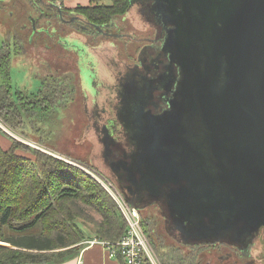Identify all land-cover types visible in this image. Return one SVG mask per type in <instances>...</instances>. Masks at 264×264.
<instances>
[{
	"label": "water",
	"instance_id": "95a60500",
	"mask_svg": "<svg viewBox=\"0 0 264 264\" xmlns=\"http://www.w3.org/2000/svg\"><path fill=\"white\" fill-rule=\"evenodd\" d=\"M138 1L130 0L129 11L137 9ZM149 1L145 7L151 18L157 10V0ZM163 2L165 11L161 13L168 21L165 44L173 43L175 50L160 71L170 67L173 73L160 72L159 112L150 103L151 90L144 89L145 104L139 108L142 134L130 139L137 149L130 157H116L115 162L123 164L120 169L125 177V183L119 187L127 198L125 186L129 190L145 189L147 193L160 188L178 231L198 240L197 216L183 205L184 201L181 203L183 193L188 192L191 197L190 183L194 182L186 180L187 163L175 151L185 141L178 143L177 139L185 136L178 129L185 126L181 117L187 112L189 119L198 118V124L207 129L205 135L212 142L209 153L216 175L229 185L234 196L232 206L237 211L227 231L235 233L241 224L249 229H264V0ZM131 92L130 87L124 93ZM114 97L118 101L117 95ZM187 101L193 108L186 107ZM120 111V116L127 120L124 109ZM99 169L106 178L109 176L103 168ZM197 169L202 172L200 166ZM200 189L197 188L198 194ZM182 205L188 215L183 210L174 211ZM217 210L200 208L196 212L209 218L217 215ZM203 242L206 240L196 243Z\"/></svg>",
	"mask_w": 264,
	"mask_h": 264
},
{
	"label": "flooded vegetation",
	"instance_id": "af4514ba",
	"mask_svg": "<svg viewBox=\"0 0 264 264\" xmlns=\"http://www.w3.org/2000/svg\"><path fill=\"white\" fill-rule=\"evenodd\" d=\"M14 1L19 4L18 11H23L22 14H17L16 22L19 21L18 19L24 21V24L20 25L21 27H17L18 33L16 32L14 35L16 39L20 37L22 39L24 38L26 43H28V49L31 46H37L38 48L40 45H44L47 47L48 52L51 51L58 54V49L61 48L64 51V54L61 55L62 59L65 58V53H68L69 57L76 58L75 61H77L80 53L73 45V42L78 39L77 33L86 35V33H92L96 30V33L100 35L93 45L96 47H104L107 50L108 47L106 45L111 43V39L120 36L118 35L119 32L115 33L112 30V24L97 29L77 14L63 16L61 9L65 7L58 5L57 2L59 0H28L27 3L21 0ZM149 2V0L138 1L136 10L142 20L153 30L154 37H146L143 39L145 42L141 45L137 54L138 56L133 62H128L126 59H121L119 63L111 62L113 65H111L113 68L112 72L116 78V85L120 79L124 84L129 83L127 90L131 87L132 92L120 93L118 87L116 91L119 94H115V85H112V87H110L111 85H107L105 93H100L98 98H94L92 106L85 105L89 118V130L92 129L94 134L93 139L96 143L92 151L95 148L99 150L97 157L100 161L97 159L99 164L96 165V169L99 171V168L102 167L106 173L108 172L109 176L105 178L113 184L112 186L119 193H122L124 199L130 205L137 207L141 213L149 209H156L164 220L167 235L172 240L177 241L179 243L178 245L188 248V251L194 254V258L196 259L195 264H264V229H249L244 224H241L235 233L227 231L226 227L228 225L230 226L232 221L234 222L233 215L237 211L236 207L232 206L234 196L228 188L229 185L227 184V186L225 182L219 180L216 175V168L212 164V157L209 153L212 142L205 135L207 129H204L203 125L200 126L198 124V118L194 120L189 119L187 112L184 118L183 116L181 117V121H184L185 126L180 125L178 129L185 136L177 139L179 140L178 143L182 140L185 141H182L179 149L176 148L175 151L176 153L179 151V155L184 157L182 161H186L187 163L188 171L185 174L186 180L194 182V185L190 183L192 191L191 197H189L188 192L183 193L181 195V203L184 201L183 205L186 204L187 209L190 208L197 216L196 222L199 223L197 231L201 237L199 236L198 240H196V237L182 235L178 231V226L171 219L173 214H171L170 207H166L167 202L160 188H157L152 193H147L145 189L129 190L125 186V192L129 197L127 198L119 187V185L125 183V177L122 175L120 169L123 167V164L120 162L116 163L115 161H118L116 157H124V154L130 157L129 154L131 152L133 154L137 149L136 143L134 141L131 143L130 139L135 134L141 133L142 125L139 123V112L145 104V99H142L144 98L145 91L151 90L150 96L152 97V101L150 103L157 106V111L159 112L158 101L160 96L158 91L162 88H159L160 72L163 74L173 73L170 67H167L164 71H160L161 65H168L169 57H171V53H174L175 50L173 43L169 45L165 44V40L168 38L165 30L168 21L163 19L161 13L165 11L164 2L163 0L159 2L157 0V10H153L156 11L150 16L151 18H149L148 10L145 7ZM50 9L53 11H50ZM32 16H35V18ZM54 21L61 23L62 26L69 24L72 28L76 27L77 30L69 32L62 43V36L56 31L53 24ZM125 34L122 33L121 36ZM52 38L57 40L53 46L49 45V40ZM167 77L169 80V75ZM166 86L168 87L167 83ZM177 93L178 91L176 95ZM84 95L85 100L88 97L85 92ZM114 95H117L118 101L115 100V97L113 98ZM101 96L103 99L99 102ZM172 103L173 101H171V105ZM187 104H189V106H186L187 108H193L191 102L187 101ZM88 107H91V110H88ZM120 109H124L126 112L127 120L120 116ZM158 143L161 144L160 139ZM92 155L93 152L91 157ZM197 166L201 167L202 172L198 171L200 169H197ZM205 168L208 179L204 173ZM198 187H201L200 190L202 192L200 194L197 193ZM189 198L193 200L190 201ZM183 205L177 208L178 210L172 208L175 212L183 210L187 214L188 210ZM216 207L218 208V214L211 216L207 213L210 216L209 218H206L203 213L196 212V209H216ZM218 234L220 236H217ZM226 238L227 240L224 242L211 241L225 240ZM201 240H206V242L196 243ZM254 249H260L261 254L259 256H253L252 250ZM178 263L182 264L180 261Z\"/></svg>",
	"mask_w": 264,
	"mask_h": 264
},
{
	"label": "trees",
	"instance_id": "16d2710c",
	"mask_svg": "<svg viewBox=\"0 0 264 264\" xmlns=\"http://www.w3.org/2000/svg\"><path fill=\"white\" fill-rule=\"evenodd\" d=\"M93 1L89 7L62 8L63 16L77 14L102 28L125 16L131 6L130 0ZM9 32L12 36L0 47V119L13 132L24 133L35 117L57 115L68 79H59L55 70L37 92L16 89L11 61L17 51L28 50V43ZM6 135L0 127L2 139ZM11 142L8 148L0 144V244L9 245H0V264H57L80 253L93 237L115 244L126 235L119 208L93 177L20 141ZM87 209L101 219L93 236L87 235L91 231L84 225ZM118 260L125 264L120 255Z\"/></svg>",
	"mask_w": 264,
	"mask_h": 264
},
{
	"label": "rangeland",
	"instance_id": "374dc122",
	"mask_svg": "<svg viewBox=\"0 0 264 264\" xmlns=\"http://www.w3.org/2000/svg\"><path fill=\"white\" fill-rule=\"evenodd\" d=\"M104 3L110 4L108 0H104ZM53 24L56 31L62 36V43L69 32L77 30L76 27L73 26L74 28H72L69 24L62 26L57 21H54ZM111 24L112 30L115 33L119 32L118 35L120 36L111 39V43L106 45L108 50L104 47L93 45L100 35L96 33V30L92 33H86V35L77 33L78 39L73 42L74 48L80 53L77 61H75L76 58L69 57L68 53H65V58L62 59L61 55L64 54V51L61 48L58 49V55L50 50L48 52L47 47L44 45H40L38 48L37 46H31L26 52L17 51L18 54L11 61V75L16 89L37 92L43 79H49L48 74L52 75L55 70L59 79H68L65 83L68 86L66 85V93L61 96V100L58 103L57 115L52 114L50 116L49 113L41 116V118L35 117L25 126L24 133H21V131L19 133L13 132L0 119V127L9 135H6V138L4 137L5 146L1 143L4 148H8L12 143L11 141L15 139L31 148L38 149L74 165L100 184L98 179L102 180L106 176L94 166L99 164L100 161L97 157L99 150L95 148L92 151L96 143L93 139L92 129L89 130V118L85 105L92 106L94 98H98L100 93H105L107 85H111L110 87L115 85V94L118 87L120 93H124L129 87V83L124 84L119 79L116 85L111 62L119 63L121 59L133 62L138 56L141 45L145 42L143 39L154 37L153 30L147 27V23L142 20L136 9H131L125 16L116 17ZM9 31L11 34L18 33L15 23L4 17L2 23H0V46L5 41L4 32L7 33ZM120 33L126 34L121 36ZM55 42L57 40L52 38L49 40V45L53 46ZM1 81L0 75V84ZM84 92L88 97L85 100ZM102 99L101 96L99 102ZM88 108V110H91V107ZM91 142L93 143L91 144ZM92 152L93 155L91 157ZM19 154L31 157L21 151H19ZM101 170L103 171L102 167ZM89 172L94 173V176ZM103 183L104 185L100 184L101 187L112 197L120 211L119 204L114 199L117 196L111 189L113 184L111 182ZM139 214L142 219L144 233L152 251V261H148L147 264H181L178 263L179 261L182 264H195L194 254L190 253L188 248L178 245L177 241L172 240L167 235L164 220L156 209H149L143 213L139 211ZM100 220L99 214L87 209L84 218L86 223L84 225L87 227L86 229L91 231L87 235L93 236L94 225ZM93 239L95 238L93 237L90 240ZM0 245L9 246L7 244ZM252 254L253 256H259L261 251L260 249H254Z\"/></svg>",
	"mask_w": 264,
	"mask_h": 264
},
{
	"label": "built area",
	"instance_id": "2783aa9c",
	"mask_svg": "<svg viewBox=\"0 0 264 264\" xmlns=\"http://www.w3.org/2000/svg\"><path fill=\"white\" fill-rule=\"evenodd\" d=\"M90 174L94 176V173ZM103 179V181L98 179L101 185H104L103 182L109 183ZM111 187L117 196L114 199L119 204L121 214L127 223V233L115 244L93 239L87 241L86 246L100 245L108 251L111 258L118 259L120 255L125 264H147L148 261H152V251L142 227L139 210L132 208L112 185Z\"/></svg>",
	"mask_w": 264,
	"mask_h": 264
},
{
	"label": "crops",
	"instance_id": "0c3cea01",
	"mask_svg": "<svg viewBox=\"0 0 264 264\" xmlns=\"http://www.w3.org/2000/svg\"><path fill=\"white\" fill-rule=\"evenodd\" d=\"M21 1L25 3L28 0H24V1L21 0ZM93 2H94L93 0H59L57 3L58 5H63L67 9H76L78 7L92 6ZM18 7H19V4L15 3L14 0H0V23H2L4 17H7L8 19H10V21L15 23V27H18L24 24V21L21 19H18L19 21L16 22L17 14L19 13L22 14L23 12L22 10L19 12ZM32 17L35 18V16H32ZM4 36L11 37L12 35H9L8 32L7 33L4 32ZM1 143H3V145L5 146L4 139L0 137V144ZM57 264H121V263L118 259L111 258L109 256L108 251L104 247L100 245H95V246H90V247L86 246L77 255L71 257L70 259H67L64 262L57 263Z\"/></svg>",
	"mask_w": 264,
	"mask_h": 264
}]
</instances>
